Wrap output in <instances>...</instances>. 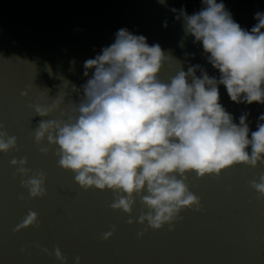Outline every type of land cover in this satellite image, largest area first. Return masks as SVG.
<instances>
[{"label":"water","instance_id":"95a60500","mask_svg":"<svg viewBox=\"0 0 264 264\" xmlns=\"http://www.w3.org/2000/svg\"><path fill=\"white\" fill-rule=\"evenodd\" d=\"M223 2L248 30L258 22L254 14L264 12V0ZM167 5L158 0H0V123L17 137L19 148L0 152V264H61L56 248L66 264H77V257L79 264H264V199H257L249 183L264 173V164L240 163L203 178L188 173L186 182L200 198L201 210L185 208L171 229L167 223L153 229L138 221L147 211L139 197L130 224L128 213L111 208V190L83 189L72 171L58 165V146L45 155L39 148L47 141L37 145L34 140L41 118L28 105L40 97L41 103H51L59 90L71 92V84L85 83L84 61L114 43L121 28L144 35L149 45L159 43L174 57L159 73L165 82L180 69L179 61L185 71L200 64L219 78L202 44L185 36L182 20L170 10L183 7L191 15L203 7L202 0H167ZM218 87L220 103L234 122L249 112V127L256 131L264 104H237L224 85ZM26 90L27 97L21 95ZM23 157L33 172L46 174L45 196L30 197L21 185L10 161ZM30 210L37 212L39 226L16 230ZM109 231L112 236L104 239Z\"/></svg>","mask_w":264,"mask_h":264},{"label":"clouds","instance_id":"9594fccd","mask_svg":"<svg viewBox=\"0 0 264 264\" xmlns=\"http://www.w3.org/2000/svg\"><path fill=\"white\" fill-rule=\"evenodd\" d=\"M158 2L168 6L167 0ZM202 5L191 15L183 7L170 10L182 20L185 36L202 44L219 78L200 64H189L185 71L176 59L181 67L165 82L159 73L174 57L159 43L149 45L144 35L121 28L114 43L84 61L85 83L71 84V92L59 90L51 103H41L40 97L28 105L41 118L34 128L36 144L47 141L39 151L47 155L51 146H58V165L72 171L85 190H111L115 197L111 208L128 213L130 224L137 197L147 210L138 221L153 229L166 223L171 229L185 208L201 210L200 198L186 182L190 172L203 178L219 176L240 163L253 168L264 164V113L257 118L256 131L249 127V112L234 122L220 103L218 87L224 85L237 104H264V12L254 14L258 22L248 30L233 19L223 0H202ZM189 55L194 54L185 53ZM73 92L78 99L71 98ZM54 113L59 115L53 117ZM12 149L19 150L17 137L0 123V152ZM10 163L30 197L46 195L42 170L27 167V157ZM249 183L257 199H264V173ZM28 226H39L37 212L30 210L16 230ZM113 231L103 233V238ZM55 255L66 264L59 248Z\"/></svg>","mask_w":264,"mask_h":264}]
</instances>
